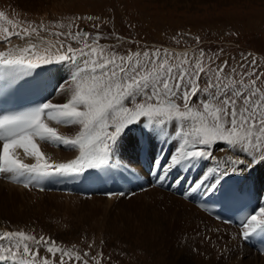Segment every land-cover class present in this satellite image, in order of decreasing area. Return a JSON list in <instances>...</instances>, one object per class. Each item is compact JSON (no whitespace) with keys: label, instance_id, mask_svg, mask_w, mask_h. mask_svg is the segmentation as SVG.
<instances>
[{"label":"snow or ice","instance_id":"1","mask_svg":"<svg viewBox=\"0 0 264 264\" xmlns=\"http://www.w3.org/2000/svg\"><path fill=\"white\" fill-rule=\"evenodd\" d=\"M0 21L9 25L0 24V44H11L13 38L24 42L23 46L0 51V87H10L9 82H19L42 67L61 65L68 69L67 78L54 94H68L66 102L53 103L50 99L23 111L0 113V175L5 179L25 189L47 191L44 180L83 176L90 170L132 175V166L118 153L122 139L134 127L142 128L158 144H175L169 155L149 152L150 175L156 177L157 185L163 186L177 170L187 172L203 161L213 162L184 190L185 199L197 192L210 196L226 177L244 175L264 164V72L258 70L255 58L239 65L251 70L237 73L232 68L229 72L227 60L217 64L220 53L209 56L203 49L198 55L159 48L129 50L123 55L115 46L110 49L102 45L105 37L100 33H49L81 44L73 47L63 40L55 44L45 41L40 35L47 31L43 23L19 26L7 20L3 12ZM34 37L41 43L34 42ZM196 42L200 43L199 37ZM52 123L78 126V131L61 135L50 126ZM170 124L173 132L168 129ZM40 143L63 146L78 155L66 163H50ZM217 145L228 153L225 157L216 156ZM129 146L138 154L144 150L139 139H131ZM17 149L34 163H25ZM182 180L176 176L168 187L179 189ZM135 194L104 193L108 198ZM256 236H264V206L241 220L239 238L247 241ZM42 250L53 259L41 255ZM57 257L58 264H89L78 252L65 250L43 235L37 238L22 230L0 232V264H55ZM91 260L101 264L96 257Z\"/></svg>","mask_w":264,"mask_h":264},{"label":"rangeland","instance_id":"2","mask_svg":"<svg viewBox=\"0 0 264 264\" xmlns=\"http://www.w3.org/2000/svg\"><path fill=\"white\" fill-rule=\"evenodd\" d=\"M22 2L10 0L8 5L12 6L10 9L17 8L18 4L25 9L27 6L37 11L45 10V15L34 14L28 18L27 23L33 26L43 23L47 31L40 35L45 41L53 44L63 40L65 44L71 43L73 47L81 46L63 36H51L50 32L71 31L75 34L77 31H83L90 36L100 33L105 37L100 41L102 45L110 49L115 46V51L123 55L129 50L143 52L157 48L161 51L168 49L173 53L187 52L189 55L193 53L198 55L199 50L203 49L209 56L220 53L217 64L227 60L229 72L232 68H236L237 73L251 70L240 68L239 65L249 64L253 58L258 62V70L264 72V0H25ZM87 17L92 19H86ZM3 25L9 27L6 21ZM117 36L120 37L119 41L116 39ZM196 37L200 38L199 44L196 42ZM177 40L179 43L176 42ZM33 41L41 43L35 37ZM43 45L47 46V44ZM4 47L5 45L1 46L0 51ZM52 50L54 51L55 48ZM245 57L247 60L244 59ZM55 96L52 97L53 103H57L58 96ZM51 126L54 124L52 123ZM66 128L70 129L71 126ZM57 131L59 133L58 129ZM144 136L152 145L151 136L141 134V139ZM172 147L169 146L171 150ZM243 176L247 178V183H254V178ZM3 182L6 183L5 180ZM151 189L157 190L154 188L146 190ZM159 192L161 195L165 194L163 191ZM255 192L259 193L257 187ZM59 195L57 193L58 198L61 199L64 194L60 197ZM133 197L134 195L130 198L113 199L108 204L105 201L108 198H103L100 202H89V198L85 201L89 204L87 208H80L79 201L73 203L65 200L72 211L68 215L63 210L51 211V208L47 207L45 210L51 214L53 220L48 223L49 227L41 232H35L32 226L27 227V225L17 227L15 224L13 228L17 227L14 231L22 229L37 238L41 235L51 238L65 250L78 252L84 260L89 261V264H95L91 257L99 259L101 264H169V259L186 264H213L210 259L212 255L205 252L209 249L207 232L181 226L165 227V221L170 220L168 213L171 209L163 202H155L153 218L143 219L145 217L142 215H146L143 207L146 205L141 201L137 202V205L132 203ZM61 200L60 203L64 205V199ZM149 202L148 198L147 203ZM31 208L26 211L31 222L45 218L43 208L39 211L38 205ZM81 209L84 211L76 212ZM145 220L147 223H143ZM114 221H117V224ZM85 252H88L89 256L85 257L83 255ZM41 255L53 259L43 250ZM55 264H58V257L55 258Z\"/></svg>","mask_w":264,"mask_h":264},{"label":"bare ground","instance_id":"3","mask_svg":"<svg viewBox=\"0 0 264 264\" xmlns=\"http://www.w3.org/2000/svg\"><path fill=\"white\" fill-rule=\"evenodd\" d=\"M9 1L10 0H0V12L5 13L7 20H13V21L18 22L19 26L26 27L29 24L27 23L28 18H30L34 14H38V15H41L42 13L43 15L46 14L45 10L42 11L41 9H39L41 11L39 10L37 11L27 6H26V9H27L26 10L25 8H23L24 6L21 8L20 5L18 4H17V8L10 9L12 6L8 5ZM20 1L22 2L25 0H20ZM25 11H29V12L26 13ZM4 23L5 21H0V24H4ZM16 45L23 46L24 42L19 41L16 38H13L12 43L6 45L4 49H2V51H6L7 48L14 47ZM42 47H45V45L42 44ZM39 70L44 72L46 79H52L54 78L56 71L58 70V65L55 67L54 65L42 67V68H39ZM54 84H55V80H54ZM57 96H58L56 100L57 103H62V102H66L68 94H65L63 96L61 95H57ZM55 99H56V96H55ZM53 127H57L61 135H74L75 132L78 131V126H74V127L71 126L70 129H67L65 126H57L54 124ZM170 127L173 128V125L171 124L168 125V128ZM133 130H131L126 135V137L122 139L121 148L118 153L120 159L132 165L136 164L137 152L133 151L132 148L129 146L130 141L131 139H136L137 132L140 133V135L146 134L144 133V130L139 127H134ZM143 139L147 141L146 136H144ZM43 144L44 143H40L39 145L40 150L42 153H45V157L48 159L50 163H66L70 159H74L75 156L78 155V152L74 150H64L63 148L56 150V149H52L50 146H47L45 144L43 145ZM171 146H173L172 147V150H173L175 147L174 144L171 143ZM222 147H223L222 145H217L215 149V154L217 157L223 158L228 154L225 151L220 150ZM172 150L168 148L167 155H169ZM16 154H18L19 158H21L25 163H34L33 159L25 156L22 149H17ZM244 175L254 178V183L253 182L247 183V178L244 177L243 175H231V177H233L236 180L239 179L240 186L243 188H246V190L252 189L253 194L256 197L263 194V199H264V164L258 165L252 171ZM190 177H191L190 175L186 174V179L188 181H190ZM199 177L200 176L196 174L194 178L195 181ZM254 185L255 187H257L259 191L258 194H256L255 192ZM261 187H262V190H260ZM159 191L157 192V190L155 191L153 189L146 190L145 192L143 191L140 194H135L133 197L134 199L131 200L132 203L134 202L136 205H137V202H140V201L146 205L145 207H143L145 210L144 213H146V215H142V217H145L143 219L149 220L153 218L152 216L155 215L153 211V208L155 209L154 207L155 202L156 201L163 202L164 204L168 205V207L171 209V211L168 213V217H169L168 219L170 220L165 221L164 223L165 227L181 226V227L199 230L200 232H207V237L209 241V245H207V248L209 249H206L205 252L208 255H212V258L210 259L211 261H213V264L219 263V262H221L219 264H230V263H233V264H264V257L258 256L251 249H248L247 247L243 246L239 242L238 237L236 236L234 230L231 227L214 222L210 220L208 217H206L205 215H203L200 211L196 210L189 203L183 202L182 200H180L179 198L173 195H172L173 197L168 196L167 195L168 193L161 195ZM148 198L150 199L149 203H147ZM61 199L58 198L57 194L54 195V193L52 192L46 193V192H39L36 190L35 192L31 190L25 191L22 189V187H18V186L11 185L9 183L1 182L0 183V232L14 231L16 230L17 227H19V225H23V226L27 225V227L32 226L35 232H41L43 229L48 228L49 227L48 223H50V221L53 220L51 217V214H49L48 211L45 210L47 207L51 208V211L63 210L64 212H67L69 215V212L72 210L68 206L65 200H70L73 203H76L77 201H79L81 203L80 208L89 207V204L85 203L86 199L89 200V198H80L78 196H75V194L73 195L64 194L63 196H61ZM63 199L65 202V203L63 202L64 205L60 203V200L63 201ZM101 200L103 201V198L91 196L89 202H100ZM167 200H169L170 202H167ZM105 201L108 204L112 202L113 199L108 198ZM36 205L39 206L38 211L43 208L42 212H45L46 215H45V218L38 219L37 222H31V219L30 217L28 218L26 211H28V208L30 207L34 208ZM262 206H264V201L262 203ZM52 208L54 210H52ZM83 211L84 209L76 210V212L78 213H81ZM33 218L35 219V217ZM84 223H87V222H84ZM114 223L117 224V221H114ZM143 223H147V220H145ZM15 224L17 227L13 228ZM214 255H216L215 258L213 257ZM210 259L208 258L209 262H210ZM169 264H186V263L169 259Z\"/></svg>","mask_w":264,"mask_h":264}]
</instances>
